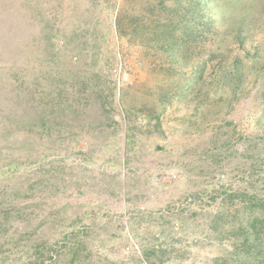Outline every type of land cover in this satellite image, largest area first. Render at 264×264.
I'll list each match as a JSON object with an SVG mask.
<instances>
[{
	"label": "rangeland",
	"instance_id": "obj_1",
	"mask_svg": "<svg viewBox=\"0 0 264 264\" xmlns=\"http://www.w3.org/2000/svg\"><path fill=\"white\" fill-rule=\"evenodd\" d=\"M0 264H264V0H0Z\"/></svg>",
	"mask_w": 264,
	"mask_h": 264
},
{
	"label": "trees",
	"instance_id": "obj_2",
	"mask_svg": "<svg viewBox=\"0 0 264 264\" xmlns=\"http://www.w3.org/2000/svg\"><path fill=\"white\" fill-rule=\"evenodd\" d=\"M257 227H258V225H257V223H256V221L254 220V223H251L250 225H247V230H248V232H250L251 234L252 233H255V236H254V238H253V242H256V243H260V241H261V236H260V234L259 233H257ZM249 241V236H247L244 240H243V242L244 243H246V242H248ZM262 242V241H261ZM260 256H259V254L258 255H255V259H258Z\"/></svg>",
	"mask_w": 264,
	"mask_h": 264
}]
</instances>
